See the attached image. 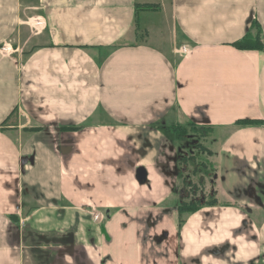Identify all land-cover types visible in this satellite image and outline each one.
Listing matches in <instances>:
<instances>
[{
    "label": "crops",
    "instance_id": "1",
    "mask_svg": "<svg viewBox=\"0 0 264 264\" xmlns=\"http://www.w3.org/2000/svg\"><path fill=\"white\" fill-rule=\"evenodd\" d=\"M145 4L167 29L140 25ZM246 35L264 45V0H0V264H264V51ZM186 155L216 204L180 214Z\"/></svg>",
    "mask_w": 264,
    "mask_h": 264
},
{
    "label": "rangeland",
    "instance_id": "2",
    "mask_svg": "<svg viewBox=\"0 0 264 264\" xmlns=\"http://www.w3.org/2000/svg\"><path fill=\"white\" fill-rule=\"evenodd\" d=\"M138 19L140 21V25H142V21L146 20L148 23L147 26L151 27L150 29L151 31L157 30L156 28L158 25H161L160 28L165 27V29H167L166 24H168L167 22L168 18H167L166 13L162 11L160 12L148 11L145 14H141V16ZM164 48L165 49L167 48L165 44H164ZM196 131H197L196 128L189 127L188 124L177 126L175 128L176 134L183 136L182 139L179 140V142L181 143V146H183V150L186 151L187 154H191L193 152V154L196 157V160L199 162L201 161L203 162L204 158L202 157L204 156L201 152V149L198 147V144H197L198 143L197 137L199 133ZM189 156L190 155H186L184 157H189ZM196 166L198 167V164H196ZM191 171H192V165H188L187 167H183V165L182 166L179 165V173H181V176L185 178L187 177L186 181L191 182L192 185L196 187L195 191L191 190L192 194L190 198L193 197L194 199H202L203 196H207L209 191L213 189V184L215 180L213 176V171L207 170V167H206L205 173H200L198 170V173L195 176L191 174ZM210 177H211V180H209ZM210 181L212 182L211 185H209ZM179 220H183V216H181Z\"/></svg>",
    "mask_w": 264,
    "mask_h": 264
},
{
    "label": "trees",
    "instance_id": "3",
    "mask_svg": "<svg viewBox=\"0 0 264 264\" xmlns=\"http://www.w3.org/2000/svg\"><path fill=\"white\" fill-rule=\"evenodd\" d=\"M136 11H153L156 10V6L155 5H149V4H145V5H136L135 6ZM249 35H246L241 41H238L237 43H235V46H237L239 49H243V50H261L264 51V45L261 42V40L259 39V36H256L254 39L249 38ZM248 122L245 121H238L237 124H247ZM193 126V125H192ZM63 130H67V131H74L77 130V128L72 127V128H64ZM199 130H197L196 132H198ZM208 132H210V129H202V131L200 132V137L205 136V134H207ZM183 136L177 135L178 139H182ZM198 147L201 150H204L201 145L198 144ZM192 163V171L191 174L193 176H195L198 173V170L200 173H205L206 172V166L205 165H198V167L195 164L194 158L193 157H183L179 160V165H183V167H187L188 164ZM181 176V175H180ZM182 177V176H181ZM187 178V177H186ZM186 178L182 179V192H181V199H180V204H179V213L180 214H184L186 212H194L196 210H198L200 207L202 206H213L216 204V200L213 198V194H209V200L208 202L205 203L204 199H194L193 197L190 198L192 192L191 190L195 191V186L192 185L191 182H187ZM206 204V205H203ZM182 220L179 221V223H181Z\"/></svg>",
    "mask_w": 264,
    "mask_h": 264
},
{
    "label": "water",
    "instance_id": "4",
    "mask_svg": "<svg viewBox=\"0 0 264 264\" xmlns=\"http://www.w3.org/2000/svg\"><path fill=\"white\" fill-rule=\"evenodd\" d=\"M26 162H27V160L26 159H23L22 162H21V166H23ZM136 178H137V181L139 183H141L143 180H145L146 175H145L144 170L138 169L137 170V176H136Z\"/></svg>",
    "mask_w": 264,
    "mask_h": 264
},
{
    "label": "built area",
    "instance_id": "5",
    "mask_svg": "<svg viewBox=\"0 0 264 264\" xmlns=\"http://www.w3.org/2000/svg\"><path fill=\"white\" fill-rule=\"evenodd\" d=\"M39 22L36 24L37 26H39ZM263 41H264V39H263ZM3 50H6L5 48L3 49ZM183 53H186V51L185 50H183Z\"/></svg>",
    "mask_w": 264,
    "mask_h": 264
}]
</instances>
